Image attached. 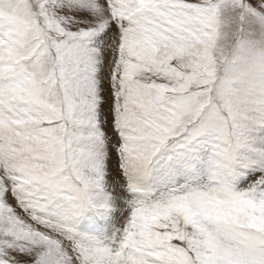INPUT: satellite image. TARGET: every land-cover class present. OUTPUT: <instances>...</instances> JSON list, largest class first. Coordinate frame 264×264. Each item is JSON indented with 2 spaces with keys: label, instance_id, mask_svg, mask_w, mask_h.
<instances>
[{
  "label": "snow or ice",
  "instance_id": "snow-or-ice-1",
  "mask_svg": "<svg viewBox=\"0 0 264 264\" xmlns=\"http://www.w3.org/2000/svg\"><path fill=\"white\" fill-rule=\"evenodd\" d=\"M0 264H264V0H0Z\"/></svg>",
  "mask_w": 264,
  "mask_h": 264
}]
</instances>
